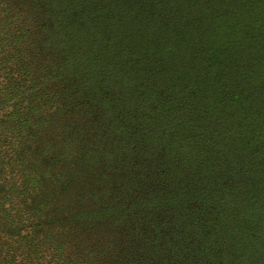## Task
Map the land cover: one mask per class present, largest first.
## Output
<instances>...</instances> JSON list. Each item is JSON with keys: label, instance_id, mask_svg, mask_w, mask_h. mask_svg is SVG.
<instances>
[{"label": "trees", "instance_id": "1", "mask_svg": "<svg viewBox=\"0 0 264 264\" xmlns=\"http://www.w3.org/2000/svg\"><path fill=\"white\" fill-rule=\"evenodd\" d=\"M0 264H264V0H0Z\"/></svg>", "mask_w": 264, "mask_h": 264}]
</instances>
